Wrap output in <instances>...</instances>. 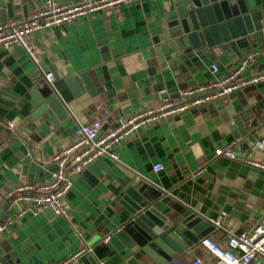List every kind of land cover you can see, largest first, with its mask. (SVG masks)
Returning <instances> with one entry per match:
<instances>
[{"label":"crops","instance_id":"crops-1","mask_svg":"<svg viewBox=\"0 0 264 264\" xmlns=\"http://www.w3.org/2000/svg\"><path fill=\"white\" fill-rule=\"evenodd\" d=\"M6 1L13 2V16L3 7L0 22L25 19L43 0ZM173 1H135L35 32L30 39L38 66L21 47L0 48V221L21 206L7 207V191L48 180L52 155L74 141L77 125L97 119L106 130L120 116L176 100L180 91L225 75L247 55L251 59L242 78L264 70V52L237 55L216 48L201 56L159 60L168 40L165 14ZM46 72L52 81L45 79ZM73 77L78 79L76 93L69 84ZM43 90L56 92L65 115L50 108L39 111L33 96ZM220 147L238 158L215 156ZM116 151L117 161L102 156L72 175L64 198L67 217L47 208L15 216L0 233V264H56L81 250L84 254L74 264H88L98 240L129 218L121 203L128 187L162 213L203 217L210 225L201 235L226 247L230 233L249 231L264 218V170L242 161L264 163V81L144 124L121 140ZM156 164L162 166L158 171ZM223 207L236 214L230 218L232 228L211 222L221 224ZM198 243L189 244L173 264H191L194 251L213 260Z\"/></svg>","mask_w":264,"mask_h":264},{"label":"built area","instance_id":"built-area-1","mask_svg":"<svg viewBox=\"0 0 264 264\" xmlns=\"http://www.w3.org/2000/svg\"><path fill=\"white\" fill-rule=\"evenodd\" d=\"M135 1L141 0H77L65 3L43 0L40 8L25 19L0 22V48L21 47L38 66L40 58L30 39L31 34L74 21L96 11H110ZM250 59L251 56H244L225 75L180 91L176 100L165 99L156 106L139 109L129 116H120L114 126L106 130H102L101 123L97 119L77 125L74 141L52 155L54 168L48 180L20 183L7 191L5 194L7 207L17 204L21 206L14 216H7L0 221V233L9 227L15 216L20 217L28 212L34 214L47 208L54 215L67 217L64 198L72 187V175L79 174L102 156L117 161L116 146L140 126L176 116L184 110L208 104L215 99L226 98L239 88L264 81V70L245 78L241 77ZM210 68L212 72L218 70L215 64H211ZM44 77L48 82L53 79L51 72H46ZM100 130L102 131L99 133ZM214 155L230 159L238 158L228 147L217 148ZM242 161L264 170L263 162L249 159ZM153 168L158 171L162 166L156 164ZM211 222L220 226L219 220H211ZM198 244L200 249L211 254L213 260H207L201 252L194 251L190 253L191 264H264V218L259 219L249 231L230 233L224 248L208 236H203ZM190 250L191 247L187 252ZM82 254L84 250L77 251L56 264H74Z\"/></svg>","mask_w":264,"mask_h":264},{"label":"water","instance_id":"water-1","mask_svg":"<svg viewBox=\"0 0 264 264\" xmlns=\"http://www.w3.org/2000/svg\"><path fill=\"white\" fill-rule=\"evenodd\" d=\"M12 4L0 0V21L3 7L9 18L13 16ZM165 20L168 40L160 47L161 61L183 55L201 56L216 48L237 55L241 51L264 52V0H174L167 7ZM77 80H69L74 93L79 90ZM33 100L39 111L50 108L60 117L67 113L54 90L35 92ZM121 203L129 218L98 240L88 264H173L181 260L179 256L189 244L203 237L201 231L210 225L194 213H162L132 187L123 191ZM222 212L225 216L220 226L231 227L230 218L236 214L226 207Z\"/></svg>","mask_w":264,"mask_h":264}]
</instances>
